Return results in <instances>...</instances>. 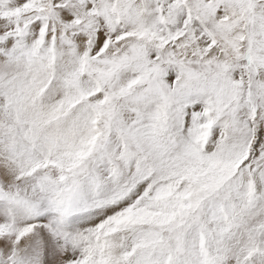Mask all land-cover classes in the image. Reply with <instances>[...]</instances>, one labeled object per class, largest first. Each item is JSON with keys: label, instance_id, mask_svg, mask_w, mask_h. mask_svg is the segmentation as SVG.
Returning <instances> with one entry per match:
<instances>
[{"label": "snow or ice", "instance_id": "snow-or-ice-1", "mask_svg": "<svg viewBox=\"0 0 264 264\" xmlns=\"http://www.w3.org/2000/svg\"><path fill=\"white\" fill-rule=\"evenodd\" d=\"M0 264H264V0H0Z\"/></svg>", "mask_w": 264, "mask_h": 264}]
</instances>
